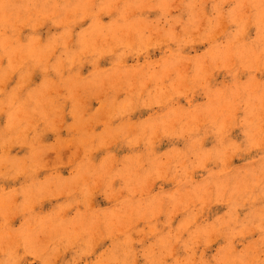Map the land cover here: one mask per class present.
Returning <instances> with one entry per match:
<instances>
[{"label":"clouds","instance_id":"obj_1","mask_svg":"<svg viewBox=\"0 0 264 264\" xmlns=\"http://www.w3.org/2000/svg\"><path fill=\"white\" fill-rule=\"evenodd\" d=\"M0 264H264V0H0Z\"/></svg>","mask_w":264,"mask_h":264},{"label":"rangeland","instance_id":"obj_2","mask_svg":"<svg viewBox=\"0 0 264 264\" xmlns=\"http://www.w3.org/2000/svg\"><path fill=\"white\" fill-rule=\"evenodd\" d=\"M198 50H202V49H198ZM157 56H158V53L156 54ZM129 62H131V61H129ZM101 66H107V64H106V62H102V65ZM87 70L88 69H85L84 70V72L82 73V74H86V72H87ZM37 82H38V78H37ZM93 108L94 107H96V104L93 102ZM145 115H146V113H145ZM134 119H135V117H133ZM99 130V129H98ZM236 134L234 133V136H235ZM237 139H239V137H237ZM53 140V137L51 136V135H49V136H47L46 138H45V142H51ZM179 146V145H178ZM206 147H208V146H210V143H208V144H206L205 145ZM15 151V150H14ZM97 159H98V157H97ZM62 174L63 175H67V171L66 170H62ZM41 175H43V174H41ZM166 187V189H168V188H170L171 186L170 185H166L165 186ZM101 206H103V204H101ZM44 209L45 210H47L48 209V205L47 204H45L44 205ZM216 211H218V212H223L224 211V209L223 208H219V209H217ZM14 223H16V224H18V221H16V222H14Z\"/></svg>","mask_w":264,"mask_h":264}]
</instances>
